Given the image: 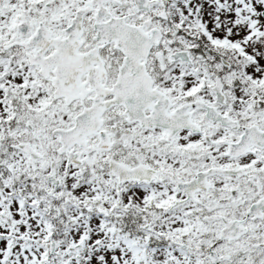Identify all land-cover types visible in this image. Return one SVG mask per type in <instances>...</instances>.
<instances>
[{
	"label": "snow or ice",
	"instance_id": "obj_1",
	"mask_svg": "<svg viewBox=\"0 0 264 264\" xmlns=\"http://www.w3.org/2000/svg\"><path fill=\"white\" fill-rule=\"evenodd\" d=\"M0 264H264V0H0Z\"/></svg>",
	"mask_w": 264,
	"mask_h": 264
}]
</instances>
